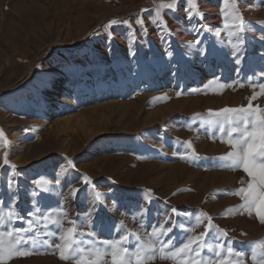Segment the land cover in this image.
<instances>
[{"label":"rangeland","instance_id":"rangeland-1","mask_svg":"<svg viewBox=\"0 0 264 264\" xmlns=\"http://www.w3.org/2000/svg\"><path fill=\"white\" fill-rule=\"evenodd\" d=\"M162 2L170 0H0V130L8 141L0 145V165L7 154L16 166L0 169L3 213L14 208L24 220L10 226L26 227L38 207L37 216L49 213L65 228L69 220L84 233L91 225L99 239L128 231L146 241L152 226L164 223L173 231L162 239L177 246L193 234L187 229L204 230L207 220L197 227V217L207 213L218 229L209 230L202 256L216 258L215 244H230L245 255L225 251L218 259L253 264L250 245L264 241L260 206L252 215L237 208L242 201L231 193L250 178L218 159L231 151L228 128L221 133L209 123L223 119L209 110L246 107L259 93L264 0L239 5L247 21L243 43L224 27L222 0H197L202 19L189 18L186 0L161 9L167 31L152 22ZM112 19L121 23L106 31ZM210 80L217 83L205 88ZM252 103L264 108V95ZM41 179L49 181L47 191L36 185ZM37 228L39 235L26 234L37 243L34 254L7 264H71L54 247L61 229L42 219ZM78 239L89 247L90 237ZM136 243L130 237L128 246ZM151 264L173 262L157 257Z\"/></svg>","mask_w":264,"mask_h":264},{"label":"snow or ice","instance_id":"snow-or-ice-1","mask_svg":"<svg viewBox=\"0 0 264 264\" xmlns=\"http://www.w3.org/2000/svg\"><path fill=\"white\" fill-rule=\"evenodd\" d=\"M189 18H192L193 14L203 18V12L199 10L197 0H186ZM242 0H222L221 15L223 17L224 27L228 29L229 36H236L240 43L243 40L240 36L246 30L247 21L240 9V3ZM178 0H170L168 3H161L157 6L155 12V18L152 22L155 24L159 21V24L164 27L167 31L166 21L163 20L161 16V9H172L176 10ZM121 23L117 19H112L105 26L107 31L114 25ZM127 24V21H123ZM137 24L143 25L144 21L138 19ZM131 27V25H129ZM109 36L111 33L109 32ZM239 63V60L237 61ZM264 75V73H262ZM217 83L215 80L208 81L205 85L207 88L209 85ZM243 86V85H241ZM253 88L257 85L252 84ZM220 87H225V85H220ZM260 91L259 93L254 92L252 97L249 98L248 105L241 106L239 108H223L219 111L209 110V115L213 117H223L222 120H210L211 124H218L220 126L219 130L221 133L225 131V125H227V143L231 146V151L225 155L218 157V159L229 162L226 166L231 169H242L247 176L250 178L246 186L245 182L241 181V187L236 189L233 193L239 196L242 203L237 206L243 212H247L252 215L254 209L257 208L259 204L260 210L256 211V216L261 223H264V108L259 105H253L252 101L257 98V96L264 95V83L258 85ZM196 91V89H193ZM180 95V93H177ZM236 133V136H233ZM222 142H224L222 140ZM8 141L4 136L3 130H0V145H7ZM189 148L192 147L190 142H187ZM175 155V153H174ZM193 156L196 155L193 150ZM68 166L75 167L71 160L67 161ZM4 166H8L11 169H15L14 164H9L7 159V154L4 158L3 165H0V169ZM66 168H62L61 172L66 171ZM18 175V173H16ZM14 181L9 179V187H12ZM38 187L42 190L47 191L45 187L49 181L41 179L35 181ZM57 184L60 180L57 179ZM84 184H91L90 178L85 176L83 178ZM79 189L73 187L71 189L70 195L75 199L77 197V192ZM151 191V190H149ZM93 192L96 200L101 199V193L95 189L93 186ZM67 199V198H65ZM4 202L0 200V264H7L11 259L17 257H27L34 254V249L37 247L36 241L29 235L33 230H36L37 235H39V230L37 225L42 219L46 223L55 224L61 229L60 243L55 244V249L58 250L59 258L64 261H70L71 264H151L155 261L157 257L161 260L172 261L173 264H244L243 259H229L228 256L243 257L244 252L235 251L229 244L225 247L223 243H216L214 248V257L205 258L202 256V252L208 247L207 239L210 229H218L217 225L212 222V217L207 213H201L197 217V227L207 220V224L204 230L199 234L195 233V228L187 229V232L193 233L187 235L185 239L176 245L174 238H168L167 240L162 239V237H168V234L173 231L172 227H165L162 223L159 227L153 225L152 231L148 233V239L145 241L141 239V236L137 232L124 231V234L119 235L118 239H99L97 232L91 229L89 225V230L84 233L80 230V226L75 220H69V227L65 228L63 220L59 218H53L49 213H43L41 216H37L36 213L40 212L37 207L34 212L28 213L33 219H28L26 221V227H11L9 222L15 220L23 221L24 218L19 216L15 209H10L6 214L3 213ZM63 211V209H59ZM173 212L176 211L175 208L172 209ZM203 217L204 219H201ZM64 218H67V213L64 212ZM167 223V221H165ZM175 226L173 222V227ZM144 225L141 224V229ZM125 228L124 221L119 222L118 231H123ZM223 235L227 233L223 230H219ZM87 235L91 239L87 241L89 247L85 248L83 246L84 241L78 239V237H83ZM130 237L134 238L138 243L134 247H129ZM32 241L31 248H25L24 245ZM43 244L50 245L48 240H44ZM251 260L253 264H264V241H255L251 245ZM260 259H257L258 251ZM227 252L228 256L221 257L223 252Z\"/></svg>","mask_w":264,"mask_h":264}]
</instances>
